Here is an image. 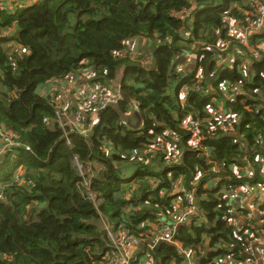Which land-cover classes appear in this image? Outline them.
I'll return each instance as SVG.
<instances>
[{
  "label": "trees",
  "instance_id": "16d2710c",
  "mask_svg": "<svg viewBox=\"0 0 264 264\" xmlns=\"http://www.w3.org/2000/svg\"><path fill=\"white\" fill-rule=\"evenodd\" d=\"M0 4V264H106L112 252L107 228L114 235L129 231L144 242L150 225L162 228L187 207L189 193L197 214L195 223L177 229L183 250H194L207 238L213 251L204 264L251 261L248 248L264 241V227L255 219L240 225L238 217H246L247 210L235 212L232 199L242 188L263 183L264 142L258 136L264 141V27L248 34L244 45L229 35V23L248 28L264 0ZM135 40L145 48L130 49ZM222 43L229 44L227 53L239 65L223 66ZM195 55L196 67L184 72ZM199 68L202 91L193 81ZM87 72L88 85L111 89L118 83L122 97L99 115V125L81 135L62 127L54 99L42 92ZM232 85L240 88L237 94ZM186 86L184 97L180 90ZM211 106L233 116L235 135L210 132L228 125L213 118ZM188 118L202 124L197 148L189 146ZM166 133L180 138L181 155L174 163L155 148ZM8 138L16 139L12 147ZM77 164L90 168L86 179ZM246 168L250 177L240 173ZM254 247L264 254V243ZM139 258L186 264L171 244Z\"/></svg>",
  "mask_w": 264,
  "mask_h": 264
},
{
  "label": "built area",
  "instance_id": "2783aa9c",
  "mask_svg": "<svg viewBox=\"0 0 264 264\" xmlns=\"http://www.w3.org/2000/svg\"><path fill=\"white\" fill-rule=\"evenodd\" d=\"M0 7L2 11L3 8L1 4ZM259 8L260 10L258 11V17L252 23L253 26L250 30V33L258 32L260 30L262 31L264 27V8L261 6ZM181 18L183 19L184 16L181 15ZM184 36L189 37L190 34L184 33ZM242 43L244 45L246 44L243 41ZM222 47H224L225 53H227L229 44L222 43L221 45H219V55L222 52ZM253 54L255 56H258L256 52H254ZM227 56L229 57L231 55L227 53ZM196 58V55L193 59L191 57V61L195 62ZM218 58L220 59L221 57L219 56ZM191 61H189V63ZM200 70L202 71L200 72ZM85 81L87 82L85 83ZM85 81H83L81 86H85L88 84V82H90V80ZM193 81L198 86V90L202 91L203 88L200 86L204 81V70L202 68L198 69V73L196 77H194ZM73 84L75 87H73ZM79 85L80 83L77 84L76 79L73 76H70L64 83L53 82L50 84V86L43 88V91L46 93L48 89H50V91L59 89L58 92L56 91V93H58L56 97L59 101L60 107L56 103L55 96H53V94H50L49 96L54 99L53 104L56 108V111H58L57 116L58 119L62 122V127H69L71 129V132L73 133L87 135L90 130H92V128H94L96 125H99V115L107 108L117 104L121 100L122 95L118 92V90H115L116 86H120L118 85V83H115L114 88L111 89H107L101 84H95V90H98V94L94 96L93 94H89L88 96H86V89H78L77 86L79 87ZM230 89H232L231 91L235 92V94H237V92H239L240 90L239 87L233 85L230 86ZM66 90H72L71 92L73 99L71 98L67 101L61 100L59 92H63ZM180 92L185 97V95L188 94V87L186 86V88H182ZM224 94L226 95V97H228L227 99H231V96H228L227 92H225ZM75 108L77 109V113L73 114L72 111ZM66 113H70L72 115H66ZM209 113H212L213 118L219 120L221 125H225L226 123H228V125L226 124V126L224 127L212 126L210 132L214 133L217 129H220L223 132L222 135L224 136H231L235 133V130L232 126V124L235 122V120L232 119L233 116L231 117L230 115L225 114L222 108L217 109L214 106L209 107ZM71 119L74 126L68 123ZM201 125V122L194 121L191 118L187 119V126H185V128L187 132L190 133L189 146L191 148H197L203 141ZM0 132L1 136L4 137V132ZM64 138L67 140L68 144H71L69 133H65ZM258 140L261 144H263L264 141H261V136H258ZM8 141H10L9 145H11L12 147L15 144L16 139L12 140L11 138H8ZM179 141L180 138L178 136L173 135L172 133H166L156 140L155 148L157 150L164 151V155L166 156V158L174 163L177 162L181 155ZM7 146L8 145H6L5 148H7ZM240 173L245 177H250L251 170L249 171L248 168H246ZM262 176L263 183L242 188L241 191L244 192L246 197L245 200H247L248 202L245 206H239V210L247 209L248 211L256 212L260 217H264V166ZM85 183L86 186H89L88 182ZM234 196L235 198L236 196L238 197V193H235ZM186 197L188 202L187 207H185L184 209H179L177 214L172 216L171 221L169 223L166 222L162 226L160 233L150 241L149 251H156L157 248L163 244L177 245L175 236L177 234L178 227L181 225H185L188 222L192 223L195 220L197 214L195 200L191 193L187 194ZM180 204H182V202L178 201L176 206ZM112 232L113 231L110 228H107L108 237L111 241L110 250L112 252L109 254L107 253V256L105 257L106 264H153L148 260L144 262L139 258V255L142 253V241L139 238L137 239L135 236L131 235L129 231H120L115 235L114 233L112 234ZM111 234L114 235V238H112ZM263 243L264 241H257L256 244L250 245V248H248V253L251 261H248L244 264H264V254L254 251L255 245H262ZM183 256L186 264H194L193 257H191L189 252H184Z\"/></svg>",
  "mask_w": 264,
  "mask_h": 264
},
{
  "label": "rangeland",
  "instance_id": "374dc122",
  "mask_svg": "<svg viewBox=\"0 0 264 264\" xmlns=\"http://www.w3.org/2000/svg\"><path fill=\"white\" fill-rule=\"evenodd\" d=\"M261 4V3H260ZM259 4V5H260ZM179 16V15H178ZM252 26H253V24L251 23V25L248 27V28H246V29H244V28H242V27H240L235 21H231L230 23H229V28H230V31H229V35L231 36V37H233V38H235V40H240V41H243V42H245L247 45H248V37L250 36V35H248V34H250V30L252 29ZM185 33H189L190 34V32L189 31H186ZM253 33H255V32H253ZM130 44H132L131 45V47H130V49H135V50H137V49H144L145 48V43L144 42H142L141 40H135V43H130ZM221 45V44H220ZM251 46H253V47H251V51L252 52H256L257 54H258V50L256 49V51L255 50H253V48H254V45H251ZM208 49H209V47H207ZM222 52L220 53V61L222 62V64H223V66H225V65H227V66H235V65H237L238 64V62H236L238 59L236 58V56L233 54V53H230V55L231 56H227V53H225V49H224V47H222ZM236 50H239V49H237V47H235L234 48V52L236 51ZM236 53V52H235ZM197 56V55H196ZM241 63V62H240ZM239 65V64H238ZM248 64H243V66H247ZM245 72H246V75H247V68L245 67L244 69H243ZM202 70H200V72H201ZM241 71V70H240ZM247 77V76H246ZM75 79H76V81H77V84H79L80 82H81V79L83 80V81H85V80H89V78H90V73L89 72H87L85 75H82V76H79L78 78H76V77H74ZM176 80H179V77L178 76H176ZM56 85V84H55ZM81 85V84H80ZM202 88H203V84H201L200 85ZM54 87V86H53ZM73 87H75L74 86V84H73ZM77 88L78 89H80V90H83V89H86L85 90V95L86 96H88L89 94H93V96L94 95H96V94H98V90L96 91L95 90V85H85V86H81V87H78L77 86ZM94 91H93V90ZM58 92L59 91V89H57V90H53V91H50V89H48V91L45 93L44 91L42 92L43 93V95H44V97H48L50 94H53V96H55V100H56V103L58 104V106L60 107V104H59V101L57 100V94L55 95V92ZM72 90H66V91H63V92H59V95H60V98H61V100H65V101H67V100H70L71 98L73 99V96H72V92H71ZM50 92H53V93H50ZM80 92V91H79ZM180 94L182 95V93L180 92ZM181 99L182 100H184L183 99V97L181 96ZM56 114H58V111H56ZM66 115H72V114H70V113H66ZM68 120V119H67ZM207 120H209V118H207ZM69 124H71V125H73L72 124V119L68 122ZM74 126V125H73ZM80 127H81V125H80ZM1 131V130H0ZM236 134V132L234 133V134H232V135H235ZM0 135H1V132H0ZM1 137V136H0ZM259 161H260V158H259ZM93 165H95V168H97V169H99V165L97 164V163H94ZM259 165L260 166H264V160H261V162L259 163ZM76 167V170H77V172H78V174L79 175H81V177L83 178V179H86V175L90 172V168L89 167H83V166H80V165H76L75 166ZM179 197H177L176 199H178ZM175 203V205L178 203V201H175L174 202ZM192 223H195L194 221L192 222ZM112 234H113V232H112ZM111 234V236H112V238H114V235H112ZM113 240H115V239H113Z\"/></svg>",
  "mask_w": 264,
  "mask_h": 264
},
{
  "label": "crops",
  "instance_id": "0c3cea01",
  "mask_svg": "<svg viewBox=\"0 0 264 264\" xmlns=\"http://www.w3.org/2000/svg\"><path fill=\"white\" fill-rule=\"evenodd\" d=\"M188 64H190V63H188ZM123 72H124V70H121V72H120V74H118V76L122 77ZM244 201H245V194L243 191H240V193L238 194V197L236 196L235 199H232V204L235 205L233 210L236 212L239 210L238 209L239 206H241V205L245 206V203H243ZM245 210H247V209H245ZM259 217L260 216L256 212H251V211L247 210V216L246 217H244V218L238 217V218L241 221L240 225H247V224L253 222V220L255 219L260 224H262L264 227V222H262V220H260L261 218H264V217L263 216L260 218ZM192 224L193 223L189 224V222H188L185 225L191 226ZM195 225L197 226V224H195ZM198 225H202V224H198ZM160 226L161 225H156V224L152 225V226L150 225L152 232H150V234H147V240L141 243L142 253H144L146 250H149L150 241L152 240L151 237H153L156 234V232L159 231V228H161ZM159 233H160V231H159ZM176 242H177V245H174V246H176L178 249L181 250V254L183 256V253L186 252L187 249L183 250L182 243L178 242V241H176ZM210 245H211V243H209V240L207 238H203V241L201 242V244H199L194 250H190V251L188 250L187 251L190 253L191 257H193V263L194 264H204L206 259L209 262L208 256L211 254V250L213 251V247H211ZM247 256H245V257H247ZM183 258H184V256H183ZM214 264H217V263L214 261ZM230 264H233V263L231 262Z\"/></svg>",
  "mask_w": 264,
  "mask_h": 264
},
{
  "label": "water",
  "instance_id": "95a60500",
  "mask_svg": "<svg viewBox=\"0 0 264 264\" xmlns=\"http://www.w3.org/2000/svg\"><path fill=\"white\" fill-rule=\"evenodd\" d=\"M196 67V62H190V64L187 65V67L183 70L184 72H191ZM191 224V222H189Z\"/></svg>",
  "mask_w": 264,
  "mask_h": 264
}]
</instances>
